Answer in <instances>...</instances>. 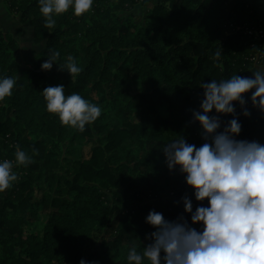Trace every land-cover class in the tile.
<instances>
[{
    "label": "trees",
    "instance_id": "16d2710c",
    "mask_svg": "<svg viewBox=\"0 0 264 264\" xmlns=\"http://www.w3.org/2000/svg\"><path fill=\"white\" fill-rule=\"evenodd\" d=\"M154 1L94 0L90 12L77 17L69 9L47 29L38 0H2L11 17L33 28L34 44L43 48L22 65L17 60L21 44L0 20V75L17 79L13 95L0 102V157L14 160L17 145L29 155L38 149L19 184L0 193V264H45L42 258L49 264H80L81 259L127 264L132 243L142 250L151 242L147 235L155 228L146 222L150 210L169 220L183 214L191 224L182 197L192 199L193 210L207 205V200L196 201L179 168H168L163 147L181 136L196 146L204 143L193 118V110L202 111L203 82L233 74L254 78L253 71L264 67V38L248 33L264 34V0ZM139 5L149 7L143 26L126 15ZM50 49L60 52V63L76 57L83 71L74 79L56 63L43 71ZM217 50L222 52L219 61ZM133 76L140 80L136 99L142 108L135 122L105 130L102 114L81 132L46 110L42 90L63 84L66 95L78 92L99 105L111 90L109 103L123 117L127 110L116 103ZM100 92L104 95L98 102L92 94ZM245 100L243 107L234 102L242 124L238 138L264 143V111L253 106L251 91ZM163 105L168 118L158 115ZM245 108L250 116L243 114ZM220 118L227 122L234 117ZM104 131L103 142H97ZM73 140H87L93 147L89 155L65 164L60 151ZM38 177L48 189L40 188L33 200ZM40 207L49 214L42 237L28 226L34 219L25 218Z\"/></svg>",
    "mask_w": 264,
    "mask_h": 264
},
{
    "label": "clouds",
    "instance_id": "9594fccd",
    "mask_svg": "<svg viewBox=\"0 0 264 264\" xmlns=\"http://www.w3.org/2000/svg\"><path fill=\"white\" fill-rule=\"evenodd\" d=\"M38 4L44 27L52 29L56 18L69 9L77 17L90 12L94 0H38ZM221 55L217 50L214 58L219 61ZM47 57L41 64L43 71H51L54 63L73 79L83 71L74 56L60 63V52L50 49ZM253 74L254 78L233 74L201 84L202 111L193 110V118L201 126L204 143L196 146L181 136L167 143L163 151L168 168H179L196 201L207 200V205L200 203L193 210L192 199L182 197L191 224L183 214L169 220L162 212L150 210L146 222L155 228L147 235L151 242L142 250L132 243L127 264H264V143L238 138L242 124L234 104L239 102L243 107L245 94L251 91L253 106L264 111V67ZM16 85L15 77L0 75V102L13 95ZM42 95L49 113L58 115L62 125L81 132L102 115L99 104L78 92L66 95L63 84L49 85ZM213 110L217 115H212ZM220 114L234 118L223 122ZM243 114L251 115L247 108ZM34 155L38 149L29 155L17 145L14 160H0V193L18 181L14 166L27 167L34 162ZM80 264L93 262L81 259Z\"/></svg>",
    "mask_w": 264,
    "mask_h": 264
},
{
    "label": "rangeland",
    "instance_id": "374dc122",
    "mask_svg": "<svg viewBox=\"0 0 264 264\" xmlns=\"http://www.w3.org/2000/svg\"><path fill=\"white\" fill-rule=\"evenodd\" d=\"M155 2L156 0L154 1V3ZM148 9L149 7L143 8L141 5H139L133 10V12L128 13L126 15L129 16L132 20H135V22H137L139 25L143 26L146 22L145 18L147 16ZM19 25L20 27L16 25L12 31L15 33L13 37L19 40L21 44V49H22L21 52L17 55V60L21 62L22 65L25 66V65H28L31 62L32 58L36 56L37 53H39L42 50L43 46L34 44L33 28L29 24H25V25L19 24ZM69 29L70 27L66 28V30H69ZM66 41L68 40H65L64 43ZM70 44L71 46H75V42L74 44L73 42H70ZM139 86H140V80L136 76H133L132 78H130L128 83L124 86L123 91L125 92V96L123 94L120 95L121 97L118 98V101L116 103V106L119 110H127L126 111L127 115L122 114L123 117H119L116 113L117 112L116 109H113V106L111 105V103H109L108 97L110 96L111 90L107 89L105 91L107 98H105L102 104L100 103V106L103 109L102 114L105 115L104 117L101 118L100 125L103 126L105 130L114 126L115 124H119L121 126L124 124V122H127V121L135 122L136 121L142 109L140 103L136 99V94L138 93V91H140ZM103 95L104 94L102 92H100L99 95H97L96 93L92 94L93 98H95L98 102L102 100L100 99V97H102ZM158 115L163 118L169 117V112L167 110L166 105L158 107ZM104 134H105V131L104 133H102V135L98 134L95 140L97 142L100 141L99 143H102L103 142L102 140L104 139ZM34 138L32 137L33 141L37 139L36 137ZM92 147H93L92 143L91 142L89 143L87 140H85L84 143H80V142L73 140L72 142L65 143V145L62 148V151H60L61 153L60 156L62 155V159H63L62 161L65 164H68L67 161L69 159L79 157L80 155H89ZM122 153L123 152L121 151L120 154ZM3 156L0 157V160L5 159V156L4 157ZM13 170L17 172L18 174L19 179L17 181V184H19V182L23 179V176L27 173V167L23 165L14 166ZM43 182L45 183V181L43 179H39V177L37 179V183L35 181L36 185L32 187V189L35 188L36 190L31 197L33 200H36L38 198V195L36 194V192H38L40 188H43L45 190L48 189V185L44 184ZM9 217H16V214L11 213ZM29 217L33 218L34 220L32 224L28 226L32 228L33 230H36L38 235L42 237L40 232L43 230V227H44L43 224H45V222L48 220L49 214L47 213L45 214L43 211V207H40V209L36 212L28 211L25 218H29ZM141 238L142 237H140L139 239ZM40 241L41 239L38 242ZM41 260L45 264H49L48 260H46L45 258H42ZM117 264H121V261H118Z\"/></svg>",
    "mask_w": 264,
    "mask_h": 264
},
{
    "label": "crops",
    "instance_id": "0c3cea01",
    "mask_svg": "<svg viewBox=\"0 0 264 264\" xmlns=\"http://www.w3.org/2000/svg\"><path fill=\"white\" fill-rule=\"evenodd\" d=\"M0 20L2 22H4L5 28L11 32L13 35H15V33L12 31L16 25H18L20 27V23L18 21V19L11 17L7 10L5 9V6L3 4V2L0 0Z\"/></svg>",
    "mask_w": 264,
    "mask_h": 264
},
{
    "label": "built area",
    "instance_id": "2783aa9c",
    "mask_svg": "<svg viewBox=\"0 0 264 264\" xmlns=\"http://www.w3.org/2000/svg\"><path fill=\"white\" fill-rule=\"evenodd\" d=\"M250 35H256V36H259V37H261V38H264V34H262L263 32L262 31H249L248 32ZM264 56V55H263ZM255 64H259L260 63V59L257 57L256 59H255Z\"/></svg>",
    "mask_w": 264,
    "mask_h": 264
}]
</instances>
